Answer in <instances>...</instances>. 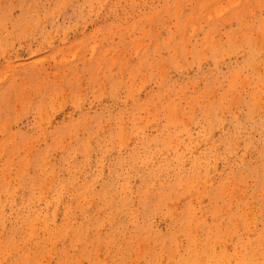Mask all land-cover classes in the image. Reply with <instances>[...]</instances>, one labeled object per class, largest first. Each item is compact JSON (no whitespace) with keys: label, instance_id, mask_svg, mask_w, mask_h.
I'll return each mask as SVG.
<instances>
[{"label":"rangeland","instance_id":"1","mask_svg":"<svg viewBox=\"0 0 264 264\" xmlns=\"http://www.w3.org/2000/svg\"><path fill=\"white\" fill-rule=\"evenodd\" d=\"M263 211L264 0H0V264H264Z\"/></svg>","mask_w":264,"mask_h":264},{"label":"bare ground","instance_id":"2","mask_svg":"<svg viewBox=\"0 0 264 264\" xmlns=\"http://www.w3.org/2000/svg\"><path fill=\"white\" fill-rule=\"evenodd\" d=\"M175 110V109H174ZM251 144V143H250ZM258 156V155H257ZM155 164V163H154ZM182 165V164H181ZM27 168V167H26ZM10 170V169H9ZM162 173V172H161ZM164 173V172H163ZM209 180V179H208ZM80 184V183H79ZM187 187V186H186ZM62 188H63V186H62ZM87 190V189H86ZM205 193V192H204ZM260 196V195H259ZM87 201V200H86ZM83 202V201H82ZM58 205V204H57ZM89 206V205H88ZM194 208V207H193ZM248 209V208H247ZM54 212H55V210H54ZM264 212V211H263ZM99 213V212H98ZM223 214V213H222ZM30 215V214H29ZM107 216V215H106ZM194 216V215H193ZM210 218V217H209ZM47 219V218H46ZM110 219V218H109ZM238 219V218H237ZM54 220H55V218H54ZM4 222V221H3ZM43 223H45V222H43ZM258 223V222H257ZM255 224V223H254ZM52 225V224H51ZM208 225V224H207ZM219 225V224H218ZM32 226V225H31ZM65 226V225H64ZM196 227V226H195ZM33 229V228H32ZM99 229V228H98ZM192 229V228H191ZM232 229V228H231ZM237 229H238V227H237ZM250 229V228H249ZM66 230V229H65ZM237 231V230H236ZM3 232V231H2ZM67 232V231H66ZM53 234V233H52ZM65 234V233H64ZM231 235V234H230ZM196 236V235H195ZM196 238V237H195ZM202 240V239H201ZM165 242V241H164ZM78 244V243H77ZM52 249V248H51ZM9 253V252H8ZM29 257V256H28ZM180 259V258H179ZM32 262V261H31Z\"/></svg>","mask_w":264,"mask_h":264}]
</instances>
